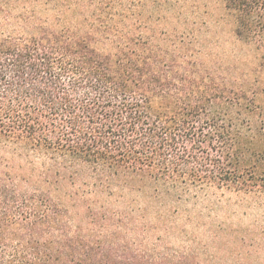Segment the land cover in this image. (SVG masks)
<instances>
[{
    "label": "trees",
    "instance_id": "trees-1",
    "mask_svg": "<svg viewBox=\"0 0 264 264\" xmlns=\"http://www.w3.org/2000/svg\"><path fill=\"white\" fill-rule=\"evenodd\" d=\"M200 1L21 0L0 30V264H186L131 220L193 189L264 193V0H221L253 55L233 74L160 25Z\"/></svg>",
    "mask_w": 264,
    "mask_h": 264
},
{
    "label": "rangeland",
    "instance_id": "rangeland-1",
    "mask_svg": "<svg viewBox=\"0 0 264 264\" xmlns=\"http://www.w3.org/2000/svg\"><path fill=\"white\" fill-rule=\"evenodd\" d=\"M0 2L9 4L0 10V30L20 32L21 0ZM200 3L196 13H187L196 24L160 25L180 30L194 27L199 61L217 72L225 69L233 74L240 58L253 60V55L233 37L234 21L221 0ZM259 99L264 106V96ZM14 164L19 166L21 159ZM131 221L123 235L135 246L184 255L186 264H264V193L193 189L176 204L150 205L143 220L140 216Z\"/></svg>",
    "mask_w": 264,
    "mask_h": 264
}]
</instances>
